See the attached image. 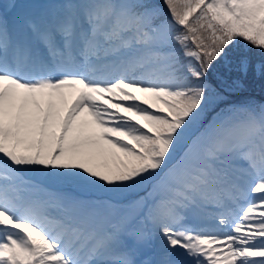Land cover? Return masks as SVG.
<instances>
[{
	"label": "snow or ice",
	"instance_id": "obj_1",
	"mask_svg": "<svg viewBox=\"0 0 264 264\" xmlns=\"http://www.w3.org/2000/svg\"><path fill=\"white\" fill-rule=\"evenodd\" d=\"M15 7H0V264H138L154 241L144 264H264V103L205 122L225 99L214 65L242 50L247 71L254 51L264 70V0ZM34 175L81 195H41Z\"/></svg>",
	"mask_w": 264,
	"mask_h": 264
},
{
	"label": "trees",
	"instance_id": "obj_2",
	"mask_svg": "<svg viewBox=\"0 0 264 264\" xmlns=\"http://www.w3.org/2000/svg\"><path fill=\"white\" fill-rule=\"evenodd\" d=\"M241 52L242 50H232L229 63L220 62L214 65V72L210 73V82L217 87L218 91L228 93L230 96L240 97V95L250 94L260 102H264V70L258 68L262 58L253 51L250 54L248 69L244 71L237 59ZM226 88H230L232 92Z\"/></svg>",
	"mask_w": 264,
	"mask_h": 264
},
{
	"label": "rangeland",
	"instance_id": "obj_3",
	"mask_svg": "<svg viewBox=\"0 0 264 264\" xmlns=\"http://www.w3.org/2000/svg\"><path fill=\"white\" fill-rule=\"evenodd\" d=\"M60 192H61L60 196L69 197V198H71L72 195L74 194L73 190H71V189H65V190L60 191Z\"/></svg>",
	"mask_w": 264,
	"mask_h": 264
},
{
	"label": "bare ground",
	"instance_id": "obj_4",
	"mask_svg": "<svg viewBox=\"0 0 264 264\" xmlns=\"http://www.w3.org/2000/svg\"><path fill=\"white\" fill-rule=\"evenodd\" d=\"M0 1H3V0H0Z\"/></svg>",
	"mask_w": 264,
	"mask_h": 264
}]
</instances>
